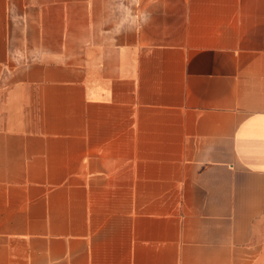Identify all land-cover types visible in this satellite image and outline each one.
<instances>
[{"label": "crops", "instance_id": "1", "mask_svg": "<svg viewBox=\"0 0 264 264\" xmlns=\"http://www.w3.org/2000/svg\"><path fill=\"white\" fill-rule=\"evenodd\" d=\"M0 264H264V0H0Z\"/></svg>", "mask_w": 264, "mask_h": 264}]
</instances>
